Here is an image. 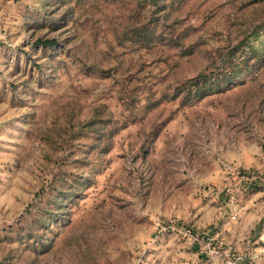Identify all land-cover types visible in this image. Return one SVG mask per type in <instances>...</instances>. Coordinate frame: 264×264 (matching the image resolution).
Here are the masks:
<instances>
[{"label": "rangeland", "instance_id": "1", "mask_svg": "<svg viewBox=\"0 0 264 264\" xmlns=\"http://www.w3.org/2000/svg\"><path fill=\"white\" fill-rule=\"evenodd\" d=\"M141 2L0 0V264H264V62L192 104L146 106L232 50H264V0H183L170 17L189 55L171 29L149 47L126 37ZM131 114L99 153L84 124ZM72 174L81 193L41 230ZM26 228L47 246L18 240Z\"/></svg>", "mask_w": 264, "mask_h": 264}, {"label": "trees", "instance_id": "2", "mask_svg": "<svg viewBox=\"0 0 264 264\" xmlns=\"http://www.w3.org/2000/svg\"><path fill=\"white\" fill-rule=\"evenodd\" d=\"M183 2V0H143L141 5H146L152 9H147L148 13L145 16V20L141 22L137 28H132L125 33L126 37H129L132 43L140 44L143 47H149L151 43L160 41L163 39L167 29L172 30L174 35L173 40L175 47H179L178 50H183L187 55L192 54L194 51V45H188L183 49V45L180 44L182 39H185L183 35L188 34L189 27L181 28L180 18L173 17L170 15L172 11L178 9L177 7ZM149 4V6L147 5ZM262 23L255 26L251 34L243 40L241 47L244 49L248 48L250 43L248 41L254 36L261 28ZM246 41V42H245ZM35 46H43L49 49H53L60 44L57 38L42 39L39 38L34 42ZM188 48V49H187ZM237 48V47H236ZM188 50V51H187ZM236 51H231L230 58L226 61L219 60L218 62H211V70H202L198 74L188 77L180 81L177 85L167 91H163L156 98H149L146 106L157 107L163 101L180 100L183 104L189 105L193 102L218 93L223 90L226 86L234 84L236 80H242L243 74L250 72V70L264 62V50L262 51H247L242 57L243 63H236ZM238 59V58H237ZM218 63L217 65H215ZM222 65H226L223 68ZM215 68V69H214ZM135 99H131L133 103ZM134 105V103H133ZM137 118V114H131L125 117L123 120L117 119L112 115L93 118L92 120L84 124V128L89 129L94 134L99 153H104L107 148L112 144L114 136L123 128L127 127L130 123L134 122ZM168 121H163L159 125H156L151 134L153 138H157L162 132ZM150 134V135H151ZM96 150V151H97ZM62 185L54 189L53 201L49 204L48 210H44L43 214L38 217L39 228L44 230L49 226L47 221L52 222L57 219L58 213L61 210V206H65L71 200H75L78 194L81 193L83 186L85 185V177L77 176L76 174L66 175L61 178ZM67 202V203H66ZM22 236L18 237V240H25L30 244L33 250L45 248L47 243L44 242L42 235H31L33 229L26 228L23 230Z\"/></svg>", "mask_w": 264, "mask_h": 264}, {"label": "built area", "instance_id": "3", "mask_svg": "<svg viewBox=\"0 0 264 264\" xmlns=\"http://www.w3.org/2000/svg\"><path fill=\"white\" fill-rule=\"evenodd\" d=\"M242 178H243V179H244V178H249V176L246 175V174H244V175L242 176Z\"/></svg>", "mask_w": 264, "mask_h": 264}]
</instances>
